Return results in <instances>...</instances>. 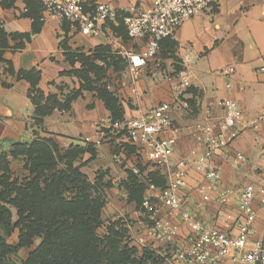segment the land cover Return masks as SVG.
Returning a JSON list of instances; mask_svg holds the SVG:
<instances>
[{
	"label": "crops",
	"instance_id": "1",
	"mask_svg": "<svg viewBox=\"0 0 264 264\" xmlns=\"http://www.w3.org/2000/svg\"><path fill=\"white\" fill-rule=\"evenodd\" d=\"M84 1H109L119 10L118 16L104 24L100 34L90 36L44 13L37 0H0V153L10 154L12 172L23 177L28 174L24 162L11 156L17 144L38 140L55 145L61 154L76 151L75 166L82 165L81 170L92 182L97 178L107 184L104 210L108 214L119 212L117 217H122L130 228L145 220L140 202L150 193L149 184L157 179L166 185L179 160L190 158L194 151L203 152L204 145L199 140L203 126L212 125L219 131L224 116L220 100L237 101L247 119L264 114V0L213 3L164 39L157 56L136 79L125 78L124 55L127 51L140 52L147 38L128 39L123 17L151 7L152 0ZM114 40L118 43L114 44ZM85 57L96 65L108 62V88L118 99L120 117L138 118L161 102L172 104L173 125L180 132L168 165L154 166L141 146L119 141L116 136V140L98 147L85 142L96 135L97 124L112 115L94 90H83L69 109L55 107L37 119L40 117L33 99L42 105L53 101L62 104L79 92L83 82L79 72L85 67ZM113 57H119V62H114ZM182 67L192 72V85L185 92L177 91L175 82L169 80ZM230 67L234 71L228 75L225 69ZM227 84L231 87L227 88ZM169 135L171 132L165 134ZM79 149L83 150L80 157ZM237 153L243 154L246 161H236ZM114 154H120L121 160H115ZM212 161L221 173L214 189L200 191L205 175L194 165L188 169L187 185L179 193L184 207L209 227L219 225L216 218L220 213L239 214L238 200L244 186L264 187V120L256 129L243 130ZM134 168L139 170L138 182L145 186L138 196L133 187L140 184L130 181ZM226 191L229 199L221 203L219 198ZM254 207L257 219L249 242L264 237V207L258 195ZM181 227L187 230L184 224ZM10 241H16V235Z\"/></svg>",
	"mask_w": 264,
	"mask_h": 264
},
{
	"label": "built area",
	"instance_id": "2",
	"mask_svg": "<svg viewBox=\"0 0 264 264\" xmlns=\"http://www.w3.org/2000/svg\"><path fill=\"white\" fill-rule=\"evenodd\" d=\"M44 13L67 21L84 35L95 36L102 32L103 25L114 20L119 10L109 1L87 4L84 0H37ZM144 0H139L143 2ZM218 0H152V6L140 8L123 17L129 39L147 38L140 52L127 51L125 78L136 79L154 59L164 39L173 36L189 19L204 12ZM118 43L117 40L113 41ZM100 65H105L104 61ZM234 69H225L230 75ZM175 89L187 91L192 85V72L182 67L169 76ZM231 84H227L230 88ZM186 104V102H183ZM223 109V119L216 131L212 125L201 129L200 142L203 152L194 151L187 159L179 160L172 170L169 182L164 186L150 183L149 194L142 202L141 233L137 242L145 250L152 251L163 259L164 264H264V237L249 242V235L257 219L254 207L256 196H260L264 207V187L248 184L243 187L238 200L239 214L223 212L217 215L218 226H206L184 207L179 193L187 185L188 169L197 165L205 175L200 184L201 192L212 190L221 180V173L213 163L214 155L231 146L239 134L247 129H256L264 120V114L256 118H245L239 103L231 98L218 102ZM172 104L161 102L150 108L143 116L131 119L109 117L97 124L95 136L86 138L87 144L95 147L110 143L114 136L120 141L139 145L147 160L156 167L168 165L177 143L179 128L173 125ZM210 116V111H207ZM167 132L171 135L165 136ZM121 160L120 154H114ZM236 161L243 163L246 157L236 154ZM138 174V168H134ZM155 192L156 195H153ZM229 191L219 201L226 203ZM156 199V201H155ZM161 203V204H160ZM175 218L179 222L175 221ZM187 230L184 232L181 225ZM236 230V233L232 231Z\"/></svg>",
	"mask_w": 264,
	"mask_h": 264
},
{
	"label": "trees",
	"instance_id": "3",
	"mask_svg": "<svg viewBox=\"0 0 264 264\" xmlns=\"http://www.w3.org/2000/svg\"><path fill=\"white\" fill-rule=\"evenodd\" d=\"M83 60L79 92L62 104L53 101L42 105L33 99L40 117L37 119L55 107L69 109L83 90H94L111 110V117L122 119L118 99L108 88V62L96 65L89 58ZM113 61L119 62V57H113ZM82 152L79 149V157ZM11 156L24 162L28 174L14 175L10 154L0 153V264H141L142 257L134 256L135 248L119 245L116 236L122 228L120 220L111 221L105 232H99L104 226L101 193L104 198L105 193L101 190L93 194L94 182L82 172V165L74 164L76 151L61 154L55 145L37 140L15 145ZM130 179L140 184L133 187L135 196L142 194L145 186L138 182V175L131 173ZM153 183L165 186L157 179ZM15 235L16 241L11 242Z\"/></svg>",
	"mask_w": 264,
	"mask_h": 264
},
{
	"label": "rangeland",
	"instance_id": "4",
	"mask_svg": "<svg viewBox=\"0 0 264 264\" xmlns=\"http://www.w3.org/2000/svg\"><path fill=\"white\" fill-rule=\"evenodd\" d=\"M61 166H63V164H61ZM85 175L90 180L92 179V178H90L89 175H87V174H85ZM94 185H95V188L92 190L93 194H100L101 190L104 191L103 180L100 179V181L99 180L97 181V178H95ZM101 202H103V209H102L103 215H101V217H102L104 226H103V228H101L99 230V232H101V233L105 232L106 227L110 224V222L116 221V220H120L123 224L125 223V227H126V221H124V219L122 217H117L119 212L108 214L107 211L104 210V208L106 207V204H107V199L103 197L102 193H101ZM114 217H117V218H114ZM122 223H120V226L122 228H121V230H119L117 232L118 235L116 236L120 246L127 244L129 247L135 248V251L133 252L134 256L135 257L136 256L142 257L139 260L141 262V264H164L163 259H160L152 251L145 250L141 245L138 244L137 237L139 235V232H141V229H140L141 225H137V224L133 225L132 224L130 228L126 227L127 230H124V227H123L124 225ZM23 256H25V254Z\"/></svg>",
	"mask_w": 264,
	"mask_h": 264
}]
</instances>
